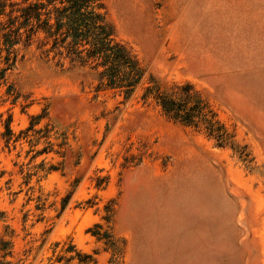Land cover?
Returning <instances> with one entry per match:
<instances>
[{"label":"rangeland","instance_id":"rangeland-1","mask_svg":"<svg viewBox=\"0 0 264 264\" xmlns=\"http://www.w3.org/2000/svg\"><path fill=\"white\" fill-rule=\"evenodd\" d=\"M103 3L130 99L36 45L0 89V264H264V0ZM186 84L222 147L144 98Z\"/></svg>","mask_w":264,"mask_h":264},{"label":"trees","instance_id":"trees-1","mask_svg":"<svg viewBox=\"0 0 264 264\" xmlns=\"http://www.w3.org/2000/svg\"><path fill=\"white\" fill-rule=\"evenodd\" d=\"M34 45L59 62L99 71L100 85L119 90L126 99L133 96L143 76L130 49L117 40L103 0H0V89L7 86L6 96L13 104L20 96L8 85V75L21 51ZM144 98L155 100L170 119L204 127L220 147L228 142L227 132L209 117L192 85L175 87L171 93L150 87ZM11 121L12 116L6 124L8 133L12 132ZM104 236L109 238L107 233ZM10 246V242L0 241V251L10 253ZM75 259L79 264L94 263L87 254L77 253L69 261Z\"/></svg>","mask_w":264,"mask_h":264}]
</instances>
